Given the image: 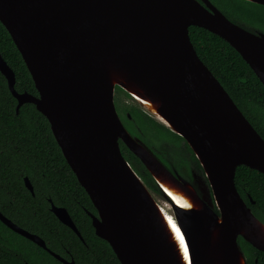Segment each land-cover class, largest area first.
<instances>
[{"label":"water","instance_id":"water-1","mask_svg":"<svg viewBox=\"0 0 264 264\" xmlns=\"http://www.w3.org/2000/svg\"><path fill=\"white\" fill-rule=\"evenodd\" d=\"M0 21L38 90L19 92L16 73L0 52V71L18 100L17 112L34 103L46 116L97 210L88 212L96 234L122 264H248L240 237L264 251V222L235 179L240 165L264 173V137L199 56L190 27L229 42L263 84L264 31L232 21L211 0H0ZM117 87L188 142L206 190L172 171L162 154L125 125L115 103ZM121 141L147 167L160 194L125 157ZM188 169V177L197 171ZM160 178L195 206H180ZM24 180L34 194L30 178ZM50 202L59 220L84 240L69 210ZM160 204L182 230L188 258ZM0 220L64 264H76L2 211Z\"/></svg>","mask_w":264,"mask_h":264},{"label":"trees","instance_id":"trees-1","mask_svg":"<svg viewBox=\"0 0 264 264\" xmlns=\"http://www.w3.org/2000/svg\"><path fill=\"white\" fill-rule=\"evenodd\" d=\"M232 21L264 31V5L249 0H211ZM194 46L240 109L264 137V84L241 54L225 39L198 27H190ZM0 52L16 73L19 92L38 94L35 82L7 28L0 21ZM121 89L117 87V89ZM122 90V89H121ZM120 94L119 90H117ZM116 95L121 113L129 112L130 125L156 152L180 168L191 160L203 168L182 136L149 114ZM18 100L0 71V211L25 229L40 235L47 246L76 264H122L110 244L99 237L88 211L97 210L78 181L54 137L50 122L34 103H25L17 112ZM125 157L145 183L161 193L143 162L122 141ZM28 176L34 194L26 187ZM236 185L255 215L264 222V173L246 165L236 172ZM254 203L252 202L251 198ZM50 199L66 207L84 240L51 210ZM248 264H264V251L239 238ZM0 264H64L49 251L13 231L0 220Z\"/></svg>","mask_w":264,"mask_h":264},{"label":"bare ground","instance_id":"bare-ground-1","mask_svg":"<svg viewBox=\"0 0 264 264\" xmlns=\"http://www.w3.org/2000/svg\"><path fill=\"white\" fill-rule=\"evenodd\" d=\"M144 102L148 103V104H152L151 101L144 99ZM154 107V105H153ZM160 182L163 185V187L173 196L174 200L182 207L188 208V207H194L195 204L194 202L191 200V198L185 193L183 192V190H181L178 186L173 185L170 182H166L164 180H162L160 178ZM160 207L162 208V211L166 217V219L168 220L170 227L174 230V234H176V238L181 241V236L183 237V242H181L180 244L183 246V249L187 248L186 245V240L184 237V234L182 232V230L180 229L178 223L173 219V217H171V214L167 211V209L160 204ZM185 253V252H184ZM186 258H188V248H187V256ZM188 262V261H187ZM189 264V262H188Z\"/></svg>","mask_w":264,"mask_h":264},{"label":"flooded vegetation","instance_id":"flooded-vegetation-1","mask_svg":"<svg viewBox=\"0 0 264 264\" xmlns=\"http://www.w3.org/2000/svg\"><path fill=\"white\" fill-rule=\"evenodd\" d=\"M252 29H253V31H255V30H260V29H256L255 27H252ZM261 31H263V30H261ZM117 90H119V92H120V94L121 93H123L124 94V96H122V100H124V101H126L127 103H129V104H132L133 106H135L136 107V105H134V101H133V99H131V98H129V96L123 91V90H121V89H117L116 88V91H115V97H116V95L118 94V92H117ZM120 94H118V95H120ZM115 103H116V101H115ZM116 107H117V104H116ZM117 110H118V112H119V109H118V107H117ZM121 115V118H122V120H123V117H125V116H127V117H129V118H131L132 117V115L129 113V112H127L126 114L125 113H121L120 114ZM123 116V117H122ZM124 122V121H123ZM125 123V122H124ZM131 130V129H130ZM123 142V141H122ZM187 142V141H186ZM125 144V143H124ZM126 145V144H125ZM121 147H122V145H121ZM123 151V150H122ZM166 161L168 162V166H169V168L172 170V171H177V173L178 174H180V175H182L183 177H188V174H189V169H188V165H193L197 170H199L200 172H201V174L202 175H204V173L200 170V169H198L196 166H195V164L191 161V160H183L182 162H181V166H180V168L178 169V168H176V167H174L172 164H170V162H169V159L168 158H166ZM191 175H195L194 174V172H191ZM187 179H189V180H191L193 183H194V185L199 189V185H198V183H197V181H196V179L195 178H193V177H188ZM58 206H60V205H58ZM88 212H91V211H88ZM92 213H94V212H92ZM89 214V213H88ZM95 214H97V213H95ZM90 216V215H89ZM91 217V216H90ZM92 219V218H91Z\"/></svg>","mask_w":264,"mask_h":264},{"label":"rangeland","instance_id":"rangeland-1","mask_svg":"<svg viewBox=\"0 0 264 264\" xmlns=\"http://www.w3.org/2000/svg\"><path fill=\"white\" fill-rule=\"evenodd\" d=\"M120 97H122V96H124V94L123 93H121L120 95H119ZM134 105H136V107L138 108V109H140V110H142L143 112H145V113H147V114H149L146 110H144L143 108H141L139 105H137L135 102H134ZM119 115L121 114V111L119 110ZM150 115V114H149ZM121 116V115H120ZM151 116V115H150ZM123 117V116H122ZM152 117V116H151ZM128 118L129 117H127V116H125V117H123V121L125 122V125L129 128V129H131V131H133V132H136V128L134 127V126H132V125H130V123L128 122ZM156 120V119H155ZM159 122V121H158ZM161 123V122H160ZM139 137L140 138H142L140 135H139ZM144 140V139H143ZM146 141V140H145ZM147 142V141H146ZM148 143V142H147ZM149 144V143H148ZM149 146L153 149V150H155L156 151V148L152 145V144H149ZM158 153V152H157ZM161 154V153H160ZM159 155V154H158ZM163 155V154H162ZM160 156V155H159ZM194 171V170H193ZM194 174L195 175H192V177L193 178H195L196 179V181H197V183H198V185H199V187H200V189H202V190H206V186L204 185L205 183L207 184V181L205 182L204 180H206L205 179V175H202L201 174V172L199 171V170H195L194 171ZM186 178H188V177H186ZM204 188V189H203ZM155 196L157 197V199L159 200V201H161L162 203H165V198L164 197H162L161 195H159V194H155Z\"/></svg>","mask_w":264,"mask_h":264},{"label":"snow or ice","instance_id":"snow-or-ice-1","mask_svg":"<svg viewBox=\"0 0 264 264\" xmlns=\"http://www.w3.org/2000/svg\"><path fill=\"white\" fill-rule=\"evenodd\" d=\"M181 242H183V237L181 236ZM185 255L187 256V248L184 249Z\"/></svg>","mask_w":264,"mask_h":264}]
</instances>
